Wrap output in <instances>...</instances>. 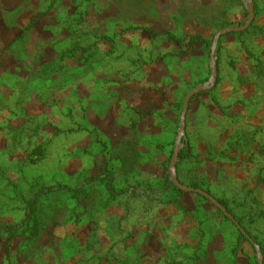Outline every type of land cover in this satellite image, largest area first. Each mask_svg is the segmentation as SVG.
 Instances as JSON below:
<instances>
[{
    "label": "rangeland",
    "instance_id": "rangeland-1",
    "mask_svg": "<svg viewBox=\"0 0 264 264\" xmlns=\"http://www.w3.org/2000/svg\"><path fill=\"white\" fill-rule=\"evenodd\" d=\"M252 2L0 0V264H264Z\"/></svg>",
    "mask_w": 264,
    "mask_h": 264
},
{
    "label": "water",
    "instance_id": "water-1",
    "mask_svg": "<svg viewBox=\"0 0 264 264\" xmlns=\"http://www.w3.org/2000/svg\"><path fill=\"white\" fill-rule=\"evenodd\" d=\"M248 1H249V8H248V20H247V22L243 26L232 27V28H228V29L220 31L217 34L216 43L224 34L231 33V32H242V31H246L247 29H249V27L251 26V24L253 23V21L255 19V10H254V5H253L252 0H248ZM214 48H215V46H214ZM212 61H213V66H215L214 57H212ZM215 78H216V72L213 71L212 79H215ZM206 88H207L206 86L195 88L187 96V98L185 100L184 108H183L182 124H181V130H180L181 136H183L185 134V118L187 115L188 106H189L191 99L196 94L202 92ZM179 153H180V148L178 145H176L175 149H174L173 157L171 160V164H170L171 183L174 184L179 190H181L183 192L195 193V194H198V195L206 198L207 200H209L214 206H216L221 212H223V214H225V216H227L237 226V228L241 231V233L244 234L246 236V238L249 239L250 242L256 248H259L258 244L247 234L245 229L236 220V218L233 216V214H231L227 210V208L217 198H215L213 195H211L206 190L190 187V186H187V185L181 183V181L179 180V178L177 176V172H176V164H177Z\"/></svg>",
    "mask_w": 264,
    "mask_h": 264
},
{
    "label": "trees",
    "instance_id": "trees-1",
    "mask_svg": "<svg viewBox=\"0 0 264 264\" xmlns=\"http://www.w3.org/2000/svg\"><path fill=\"white\" fill-rule=\"evenodd\" d=\"M189 42L187 45H196V44H199V43H204L206 44L207 43V40H205V38H203L201 35H197V36H190L189 38ZM175 188L179 191V192H182L181 190H179L176 186ZM202 197V196H201ZM206 199V198H205ZM225 207L226 205L220 201ZM228 210V209H227ZM229 211V210H228ZM230 212V211H229ZM231 213V212H230Z\"/></svg>",
    "mask_w": 264,
    "mask_h": 264
}]
</instances>
